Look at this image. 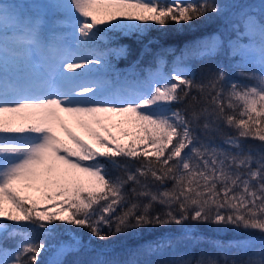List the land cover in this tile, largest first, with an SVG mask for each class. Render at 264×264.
Segmentation results:
<instances>
[{"label": "snow or ice", "instance_id": "snow-or-ice-1", "mask_svg": "<svg viewBox=\"0 0 264 264\" xmlns=\"http://www.w3.org/2000/svg\"><path fill=\"white\" fill-rule=\"evenodd\" d=\"M0 264H264V0H2Z\"/></svg>", "mask_w": 264, "mask_h": 264}, {"label": "trees", "instance_id": "trees-1", "mask_svg": "<svg viewBox=\"0 0 264 264\" xmlns=\"http://www.w3.org/2000/svg\"><path fill=\"white\" fill-rule=\"evenodd\" d=\"M2 1V0H0ZM226 2H233V0H226ZM242 2V0H241ZM193 27H185L184 29L177 31L175 28V25L169 26V28L162 33H157L153 32V35H159L161 37L159 44L153 45L152 48L156 49L159 48L162 50L164 48H167L169 53H172L173 51L175 54H179L180 49L182 48L181 45L183 44L184 46L203 36L206 35L209 32H212L216 30L219 27V21L215 18L213 19H208V20H199L194 22ZM151 54H145L143 55V58L140 60V64L142 67H147L150 65L153 61V56H150ZM141 52L138 46L133 45V50L131 54L128 56L127 59L120 60L117 63V67L123 71L127 72L130 70V66L133 64L134 61H136L138 58H140ZM169 62L172 61L173 56L170 54L168 57H166ZM219 59L223 60L226 62V57L221 56ZM201 230L205 233V235L209 237H218L221 239H231L233 236L236 234L233 231H228L227 233H216L213 230L207 228V227H202ZM83 231V230H82ZM157 231H164L163 229H159ZM240 235H251V236H257L259 235L258 233H241ZM85 236H87V233L85 232ZM134 239V241H132ZM140 240L139 236L135 237H125V236H118L116 237L113 241H110L109 243L112 244V247L116 249L118 252H122L124 248L130 245L136 244ZM207 245V244H205ZM209 246V245H208ZM196 250L199 251V248H195L194 252ZM47 256L45 254L41 255V260H46Z\"/></svg>", "mask_w": 264, "mask_h": 264}, {"label": "rangeland", "instance_id": "rangeland-1", "mask_svg": "<svg viewBox=\"0 0 264 264\" xmlns=\"http://www.w3.org/2000/svg\"><path fill=\"white\" fill-rule=\"evenodd\" d=\"M200 247H203V248H205V249H207V250H209V251H213V249H211L210 248V246H208V245H201ZM200 247H197V248H199V250H200ZM193 252H194V249H193ZM199 251L198 250H196V252H194V253H198Z\"/></svg>", "mask_w": 264, "mask_h": 264}, {"label": "bare ground", "instance_id": "bare-ground-1", "mask_svg": "<svg viewBox=\"0 0 264 264\" xmlns=\"http://www.w3.org/2000/svg\"><path fill=\"white\" fill-rule=\"evenodd\" d=\"M184 43H185V42H184ZM184 43H183V44H184ZM183 44L181 45V47H183V46H184Z\"/></svg>", "mask_w": 264, "mask_h": 264}]
</instances>
